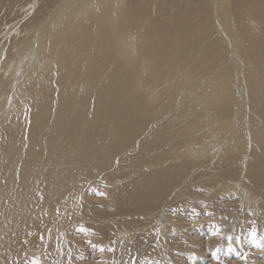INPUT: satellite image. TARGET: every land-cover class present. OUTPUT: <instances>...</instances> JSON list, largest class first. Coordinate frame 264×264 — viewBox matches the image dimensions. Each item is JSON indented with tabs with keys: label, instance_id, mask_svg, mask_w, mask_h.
<instances>
[{
	"label": "bare ground",
	"instance_id": "6f19581e",
	"mask_svg": "<svg viewBox=\"0 0 264 264\" xmlns=\"http://www.w3.org/2000/svg\"><path fill=\"white\" fill-rule=\"evenodd\" d=\"M229 6L230 0H211L220 25L215 23L230 34V56L218 41L208 48L201 45L206 29L215 27L209 14L200 21L203 33L194 26L189 33L158 32L143 17L124 10L122 0H59L37 24L16 29L13 39L0 47L1 233L19 235L42 216L49 218L73 184L128 147L157 152L141 159L147 171L131 188L138 192L131 198L133 208L150 209L172 191L174 199L181 198L186 191L182 179L200 163L212 164L217 155H226L228 163L237 160L239 173L221 169L201 185L208 195L230 191L245 207L259 210L264 201V18H243L251 36L246 42ZM237 72H242L239 78L255 113L246 131L238 129L232 110ZM201 75L209 79L208 89L195 82ZM188 84L196 90L192 102L186 100ZM210 119H215L212 126L201 129L200 123ZM140 136L141 143L130 146ZM217 142L223 148L214 152L210 145ZM236 173L239 179H231ZM174 217L177 222L178 214Z\"/></svg>",
	"mask_w": 264,
	"mask_h": 264
},
{
	"label": "rangeland",
	"instance_id": "374dc122",
	"mask_svg": "<svg viewBox=\"0 0 264 264\" xmlns=\"http://www.w3.org/2000/svg\"><path fill=\"white\" fill-rule=\"evenodd\" d=\"M58 2L59 0H0V39L3 41H0V47L9 39H13L16 29L21 31L45 18ZM122 3L124 10H132L130 14L133 16L143 17L148 21L149 27L158 32L169 28L189 33L194 26L193 28L197 27L203 33L204 29L201 27L204 25L200 21L204 19V13L209 14V20L212 24L214 22L215 27L206 29V40L204 39L201 45L208 48L207 46L211 43L218 41L225 55L230 56L232 45L230 40L227 42L230 34L226 30L225 34L217 26L216 23L220 25V21L211 12V0H122ZM229 7L236 30L243 40L251 39L249 27L243 18L247 14L255 18H260L261 15V18H264V0H230ZM193 16H197L196 19ZM257 48L263 51L258 46ZM204 77V75L196 77L195 82L203 84V88L208 89L209 79ZM239 77H242V72L234 75L236 88L235 105L232 110L238 116V129L246 131L247 120L255 113L251 107L253 105L251 96L247 94L242 78ZM187 87L186 100L192 102L196 95L195 86L188 84ZM214 121L215 119H210L200 123L201 129L207 131L208 126H212L211 123ZM137 138L131 141L130 146L134 143L136 145L141 143L142 136ZM211 139L212 136L206 140ZM204 140L205 138L202 142ZM167 147V144L163 145L157 148V151ZM210 147L216 152L217 149L223 148V145L217 142V144L211 143ZM127 149L121 151L120 155H115L117 158H108L105 165L99 167L96 165L97 170L91 171L87 178L82 176L79 180L81 184L79 182L73 184L75 186L66 192L67 196L64 197L66 201H62L64 204L60 203L55 206L57 209L54 207L51 210L52 214L50 212L49 218L40 215V221L33 228L24 230L19 235L13 233L11 236L2 234L0 228V253H2L0 264H264V201L259 203V210H251L250 206L245 207L242 204L241 199L235 193L229 191L208 195L201 185L203 184L202 179L213 177L212 175L219 173L221 169L231 167V170L234 168L239 173L240 166L238 167L237 160L228 163L229 159L226 155H217L212 164L206 163L207 161L200 163L199 169L190 172L188 178L180 181L181 184L184 183L183 189H186L181 198L175 197L174 199V191H172V193H167L165 199L155 200L150 209H142L143 212L141 208H133L131 198L138 192L131 188L134 187L133 185H138V177L142 172L147 171L144 166L147 163L141 159L144 157L148 159L156 150L144 151L142 149L137 152L138 148L131 150V147H128ZM245 151V154L249 153L248 146ZM164 167L171 168L168 165ZM127 173L131 176L129 177ZM237 173L235 178L231 179H239ZM129 180L130 182H127ZM222 180L223 178L217 181ZM89 192L90 195H95L90 197ZM74 194L78 195L79 201H75ZM67 197L71 200H67ZM101 210L105 211L104 215ZM175 214H178L177 222ZM45 219L47 222L44 221ZM177 223H180V227L176 229L174 226ZM21 238L25 240L24 243Z\"/></svg>",
	"mask_w": 264,
	"mask_h": 264
}]
</instances>
